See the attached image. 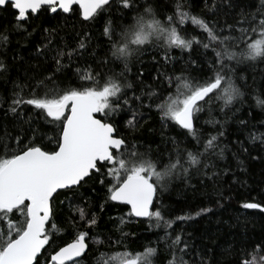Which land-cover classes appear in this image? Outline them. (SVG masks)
Masks as SVG:
<instances>
[{"label":"snow or ice","instance_id":"1","mask_svg":"<svg viewBox=\"0 0 264 264\" xmlns=\"http://www.w3.org/2000/svg\"><path fill=\"white\" fill-rule=\"evenodd\" d=\"M221 4L239 9L235 24L220 26L183 10L179 4L169 13L166 8L147 2L138 6V0H0V8L13 9L11 29L16 31L27 32L26 26L41 15L56 17L77 10L82 21L95 22L104 12L113 10V5H118L116 10L120 12L121 20L131 17L132 21L117 24L109 17L102 27L108 55L99 63L121 62L123 69L120 72L109 68L102 73L91 66L86 69L77 66L73 76H68L64 70L74 56H82L87 51L91 37L84 33L75 48H61L54 45L51 38L56 29H43L49 34L43 47L53 52L55 68L37 78L26 95L24 86L16 85L20 90L14 91L8 111L21 121V130L13 134L5 129L0 135V264H41V257H44V264H82L88 260V254L93 251L88 243L90 231L80 230L77 223L81 222L89 230L95 229L98 217L88 210L86 198H83V205L75 198L78 189L93 180L107 188V201L127 208L126 214L119 218L120 225L131 223L129 218H136L141 222L148 221L150 227L172 228L174 221L166 219L162 208L154 205L158 194L167 188L172 178L188 177L192 169L207 168L206 156L224 157V148L216 152L220 138L225 135L223 124L219 120L207 121L220 124V127L216 134L204 137L198 129L199 114L205 107L211 110L215 102H222L221 112L236 103L242 104L243 88L247 85L237 83L242 77H237L236 68L249 62L251 66L264 62V0H259L258 5L245 4L244 0H221ZM208 7L215 14V0ZM246 8H255V12L246 11ZM189 22L205 34L203 38L188 32L184 26ZM237 31L238 37L233 34ZM10 34L9 29L0 31V47H6L10 42ZM145 46L163 49V59L169 63L175 59L170 55L173 49L187 51L190 57L197 52L203 58L202 61L190 59L189 67L182 69L180 75L174 71L168 75L157 69V77L163 76L174 91L161 88L158 92L148 86V99L158 101L149 107L154 106L159 111L164 126L177 127L181 135L191 137L199 146L194 151L182 149L180 142L173 138L175 155L169 153L167 161L159 152L154 154L150 147L142 150L135 142L127 140L116 124V118L125 107H132L133 100L143 105L142 95L133 93L131 99L128 96V90L134 85L143 91V71L137 74L138 84L130 81L126 73L131 71L132 58L148 51ZM37 52L45 54L40 48ZM4 72H7V66L0 61V73ZM256 101L257 106L264 108V100L256 97ZM23 106H30L46 125H51L54 135H48L47 131L34 125L31 117L25 120ZM24 123L29 125L28 128H23ZM240 124L246 126L247 121L241 120ZM127 126L130 131L139 127L135 115L127 120ZM249 140L252 143L259 141L264 146V133H249ZM240 150L248 152L243 144ZM62 192L70 193V200L76 202L78 221L77 216L70 217L76 232L74 235L69 233V239L62 246L48 253V248L63 231L53 218V202ZM100 207L103 210V205ZM241 207L264 212V203L244 202ZM211 210L203 208L193 215L176 219L193 220ZM170 248L181 255L177 258L174 251L169 264H188L183 257L190 248L194 249V245L176 235ZM225 251L232 255L242 254L244 258L236 264H258L257 256L264 253V240L249 245L242 239L238 248L234 244ZM157 252L158 249L153 247L134 251L125 245L112 253H100L96 264H155ZM199 255V261L192 264H211L205 259L206 252ZM248 255L252 258L247 259ZM260 264H264V255H260Z\"/></svg>","mask_w":264,"mask_h":264},{"label":"trees","instance_id":"2","mask_svg":"<svg viewBox=\"0 0 264 264\" xmlns=\"http://www.w3.org/2000/svg\"><path fill=\"white\" fill-rule=\"evenodd\" d=\"M145 2L166 8L169 13L179 4L183 10L215 21L220 26L235 24L238 19L239 9L228 8L226 4H221V0H215L217 4L215 14L208 7L213 0H138V6ZM244 3L258 5L259 0H244ZM117 8L118 5H113V10L104 12L91 23L82 21L78 10L69 14L61 13L56 17L41 15L38 19L33 18L26 26L27 32L11 29L14 23L13 9L10 7L0 9V31L9 29L11 33L10 42L6 47H0V61L7 66V72L0 73V135H3L5 129L13 134L21 130V121L8 111L14 91L20 90L16 88V85L24 86L26 95L37 78L43 77L55 68L53 52L43 47L49 39V34L43 31L44 28L56 29L51 38L53 44L61 48L64 46L75 48L84 33L91 37L87 51L82 56H74L71 64L64 70L68 76H73L77 66L81 69L91 66L94 71L102 73L107 72L109 68L116 72L123 69L121 62L108 65L99 63L108 55V44L101 34L104 21L112 17L117 24L132 22L131 17L121 20ZM246 11L255 12V8H246ZM184 27H187L191 35H196L198 38H203L205 35L190 22ZM28 33L32 34L28 35ZM233 34L237 37L240 35L238 31ZM145 47L148 51L134 56L129 65L131 71L126 73L130 81L138 84L137 74L143 71L144 75L141 78L144 81L143 91L135 85L132 90H128L130 99L133 93L142 95L143 105L141 106L140 101L133 100L132 107L130 109L125 107L122 114L116 118V124L120 134L127 140L135 142L142 150L150 147L154 154L159 152L167 161L169 153L175 155L173 138L180 142L182 149L194 151L199 146L191 137L186 138L181 135L177 127L171 124L168 127L164 126L159 111L154 106L149 107L150 104L158 101L155 98L148 99L146 95L150 90L148 86L151 85L158 92L161 88L174 91L163 76L157 77V69L168 75H172L173 71L176 75H180L182 69L189 67L190 59L202 61L203 58L197 52H193L190 57L187 51L173 49L170 55L175 59L169 63L162 57L163 49L155 50L150 46ZM196 47L194 45V48ZM37 48L45 54H38ZM199 51L202 52L203 49ZM93 52L95 56L91 55ZM236 73L238 78L242 77L237 80V83L247 85L243 88L245 92L243 103H236L232 108H226L221 112L222 102H215L211 105V110L205 107V110L199 114L198 129L204 137L208 134H216V130L220 127V124L207 121L219 120L223 124L225 135L220 138V147L216 149V152L224 148V157L221 159L216 155L206 156L204 163L209 165L207 168L201 167L199 171L192 169L188 177L172 178L167 188L159 193L154 201L157 208H162L165 218L174 221L172 228L165 230L163 226L150 227L148 221L141 222L136 218H129L131 223L120 225L119 218L126 214L127 208L107 201V188L100 185L97 180H93L82 189H78L75 201L83 205L85 203L83 198H86L88 210L98 217V227L91 230L83 227L75 211L76 202L70 200V193L62 192L53 202V218L57 227L63 231L57 236L55 244L48 248V253L62 246L69 239V233L75 234L76 228H73L70 222L72 216H77V227L80 230L90 231L88 243L93 251L88 254V260L82 261V264H96V257L100 253H112L125 245L134 251L146 247L156 248L158 252L154 257L155 264H169L175 251L170 248V245L176 235H180L182 239L194 245V249L190 248L188 254L183 257L188 264H192L193 261L198 262L199 254L205 252V259L211 264H236V261L244 257L239 253L232 255L226 252L230 245L235 244L238 248L242 239L247 240L249 245L264 240V212L245 210L241 207L244 202L264 203V146L259 141L252 143L249 140V133L256 135L264 133V108L257 106L256 101V97L264 100V62H258L255 66H251L250 62L240 65L236 68ZM73 82H76L75 78ZM23 107L25 120L31 117L34 125L47 131L48 135H54L52 126L46 125L30 106ZM133 115L139 121V127L130 131L127 120ZM241 120L247 121L246 126L240 124ZM28 126L27 123L23 124L25 129ZM45 143H48L47 139ZM241 144L248 148V152L240 150ZM200 150L203 149L200 148ZM252 156L260 158L252 159ZM240 161H243V164ZM203 208L212 210L193 220L176 219L179 216L193 215ZM124 233L129 235L125 236ZM95 240L104 241V243L98 245L94 242ZM117 240L121 243H114ZM175 255L179 258L181 253L175 251ZM260 255L257 256L258 264H260ZM246 258L251 259L252 256L248 255ZM41 264H44V257H41Z\"/></svg>","mask_w":264,"mask_h":264},{"label":"rangeland","instance_id":"3","mask_svg":"<svg viewBox=\"0 0 264 264\" xmlns=\"http://www.w3.org/2000/svg\"><path fill=\"white\" fill-rule=\"evenodd\" d=\"M162 57H164V55H162Z\"/></svg>","mask_w":264,"mask_h":264},{"label":"water","instance_id":"4","mask_svg":"<svg viewBox=\"0 0 264 264\" xmlns=\"http://www.w3.org/2000/svg\"><path fill=\"white\" fill-rule=\"evenodd\" d=\"M0 9H3V8H0ZM258 210V209H257Z\"/></svg>","mask_w":264,"mask_h":264}]
</instances>
